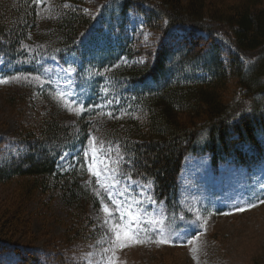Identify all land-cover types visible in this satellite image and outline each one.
I'll list each match as a JSON object with an SVG mask.
<instances>
[{"label": "trees", "instance_id": "trees-1", "mask_svg": "<svg viewBox=\"0 0 264 264\" xmlns=\"http://www.w3.org/2000/svg\"><path fill=\"white\" fill-rule=\"evenodd\" d=\"M86 1L0 0V57L29 71L32 63L19 60L31 55L66 65L89 39L94 46L80 72L89 66L105 70L98 79L109 78L124 98L73 114L48 94L34 120L21 124L16 140L23 150L0 166L6 192L0 196L2 250L18 237L33 236L28 206L54 187L62 191L70 219L61 221V243L84 251L98 239L90 211L100 202L97 179L85 168H57L64 151L86 137L106 143L101 154L120 160L113 164L120 180L149 187L170 214L181 209V175L189 156L207 154L216 169L229 160L246 168L264 161V0H104L121 15L109 24L112 32L120 28L114 46L104 39L111 32L95 33L98 19L86 13ZM132 12L143 17L145 31L161 37L159 43L128 31ZM176 29L186 34L174 44ZM203 61V75L193 76ZM30 92L10 84L3 98L21 110ZM9 142L0 138V154ZM15 251L19 264H74L64 253L44 260L36 252Z\"/></svg>", "mask_w": 264, "mask_h": 264}, {"label": "rangeland", "instance_id": "rangeland-1", "mask_svg": "<svg viewBox=\"0 0 264 264\" xmlns=\"http://www.w3.org/2000/svg\"><path fill=\"white\" fill-rule=\"evenodd\" d=\"M109 6L110 3H105L104 0H87L83 4L86 13L98 19L95 33L106 35L111 32L112 39L108 35L104 39L107 45L114 46L120 43L115 40L120 28L112 32L109 24L118 21L121 15L118 9H107ZM143 24L144 19L140 14H129L128 31L143 32L145 42L149 44L159 43L161 37L145 31ZM185 34L184 30L176 29L170 40L176 44ZM89 43L90 40L86 39L82 44L85 47L82 53L69 56L66 65L55 59L32 55L20 59L26 65L32 63L34 67H27L30 71L0 57V81H7L0 83V138L10 141L2 148L0 166L23 150L16 140L22 129L21 124L33 121L37 111L44 108L47 104L45 95L59 99L73 114L93 112L115 101L120 104L124 99L113 81L109 78L98 79V75H103L105 70L89 66L84 72H80L78 66L90 59L89 52L94 44ZM206 65L203 61L198 65L196 74L192 72V75L201 77ZM69 68L75 71L69 74L65 71ZM79 74L81 79L77 80ZM10 84L32 89L21 110L8 105L3 98L4 87ZM87 86L93 87L91 93ZM60 93L64 95L60 96ZM93 99L98 100L97 106L91 102ZM105 144L95 135L86 137L84 143L76 141L64 151L63 158H60L57 165L62 173H80L84 168L89 171L93 148L96 149L98 159L93 171L101 173L100 202L99 205L91 206L90 211L99 227V236L90 249L82 251L76 246L61 243L60 236L66 230L61 221L69 222L70 219L62 191L54 187L48 193L37 194L36 199L28 206L33 236L29 239L18 237L12 244H6V250L0 248V264L20 263L16 247L23 252H36L44 260L51 254L64 253L74 264H108V257L115 264L264 263L263 160L251 168L229 160L216 169L207 154L189 156L181 175V209L177 214H170L163 204L153 199L149 187L129 179L120 180L118 172L104 171L105 167H114L110 158L101 154V148ZM85 152L88 153L87 156ZM93 171L90 172L93 174ZM95 178L98 179L97 176ZM105 182L110 185L112 198L117 203L125 207L132 204L131 211L139 209L144 219H163V225L149 226L147 233L140 234L142 242L130 240L126 247L113 248L114 234L110 231L109 224L105 223L108 214L103 208L107 206L112 216L119 214L115 211L116 205L109 198L108 191L101 187V183ZM5 193L4 188H0V196ZM149 197L155 203H150ZM135 200H139L140 204H133ZM186 225L189 227L185 232L183 229ZM153 227H163V231H154ZM177 231L180 232L179 239ZM161 239L167 242L159 243ZM105 248L110 251L104 253Z\"/></svg>", "mask_w": 264, "mask_h": 264}, {"label": "snow or ice", "instance_id": "snow-or-ice-1", "mask_svg": "<svg viewBox=\"0 0 264 264\" xmlns=\"http://www.w3.org/2000/svg\"><path fill=\"white\" fill-rule=\"evenodd\" d=\"M66 72H68L69 74L73 71H75V69L69 68L65 70ZM7 81H0V83H6ZM60 96H63L64 93H60ZM85 156L88 155L87 152L84 153ZM63 158V157H62ZM98 159L97 155H96V149L93 148V154H92V164L89 165V171H93L94 167H95V163L96 160ZM122 159V158H121ZM112 164L114 165H119L120 160H114L111 161ZM105 172L108 173H112V172H117L118 171V167H113V168H104ZM93 175L97 176V182L100 183L99 177L101 175L100 171H93ZM107 180V178H106ZM116 182V181H114ZM151 185V182H148V186ZM101 187L105 188L106 191H108V195L109 198L112 199V203L116 205L115 207V211L119 214L118 216H112L111 212L109 210V208L107 206H105L103 208V211L108 214L106 216L105 219V223L109 224L110 227V231H112V233L114 234V240L112 242V247L116 248H123L128 246L127 242L128 241H134V242H142L139 237L140 234L143 233H147L148 231V227L149 226H154V225H163L164 221L163 219L160 220H156V219H144L142 213L140 212L139 209H137L136 212L131 211L133 205L129 204L126 207L123 206L122 204H119L115 201V199L112 198V193L110 191V185H107V183H101ZM97 195H99V193H97ZM149 202L150 203H155V201L149 197ZM133 204L139 205L140 201L139 200H135L133 201ZM181 220L183 219L182 217L180 218ZM189 226H185V228L183 229V231H187V228ZM154 231H163V227L160 228H155L153 227ZM180 238V232L177 231V239ZM159 243H166L167 240L161 239L160 241H158ZM110 249L105 248L104 249V253L109 252ZM108 259V264H115V261L112 260L110 257L107 258Z\"/></svg>", "mask_w": 264, "mask_h": 264}]
</instances>
